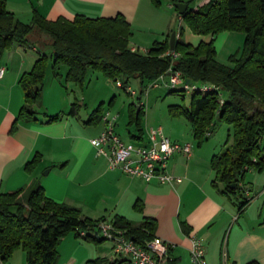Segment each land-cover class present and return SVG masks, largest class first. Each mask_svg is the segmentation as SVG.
I'll use <instances>...</instances> for the list:
<instances>
[{
  "label": "crops",
  "instance_id": "obj_1",
  "mask_svg": "<svg viewBox=\"0 0 264 264\" xmlns=\"http://www.w3.org/2000/svg\"><path fill=\"white\" fill-rule=\"evenodd\" d=\"M180 1L187 2L192 10L208 2ZM7 8L25 23H30L35 13L48 20L121 13L131 24L129 46L139 52L164 40L183 21L173 0H160L159 4L153 0H7ZM47 42L42 43L34 33L29 44H16L1 54L6 73L0 80V192L39 180L47 196L81 207L89 218L123 216L134 224L154 219V234L173 245L176 264H194L190 252L193 236L201 239L208 264H264V169H250L244 175L242 194L224 192V183H213L216 172L212 157L225 146L210 139L211 133L200 144L184 132L171 131L169 135L158 126L171 140L191 144L190 155L175 153L169 164V172L183 181L163 183L109 168L106 158L97 155L91 143L106 123H87L79 111L70 114L74 101L60 108L39 104L36 120L16 121L25 103L20 78L32 69L40 54L51 51ZM55 115L60 119L49 122ZM141 137L148 139L147 134ZM35 157L34 166L27 169ZM244 199L247 201L241 208ZM85 246L72 234L63 237L58 264H96L95 260L101 258L122 260L116 254ZM19 250L5 264H27L25 251Z\"/></svg>",
  "mask_w": 264,
  "mask_h": 264
},
{
  "label": "trees",
  "instance_id": "obj_2",
  "mask_svg": "<svg viewBox=\"0 0 264 264\" xmlns=\"http://www.w3.org/2000/svg\"><path fill=\"white\" fill-rule=\"evenodd\" d=\"M153 1L160 3V0ZM178 1L173 0V3ZM181 16L192 32L211 35L210 40H201L196 45L187 43L182 39L181 28L177 31L174 51L170 47L169 33L146 52H139L129 46L131 24L121 13L97 18L77 14L73 19L59 17L56 20H48L35 13L32 21L25 23L8 10L7 0H0V54L16 44H29L34 33L46 36L51 48V55L40 54L32 69L20 78L25 103L16 121L36 120L34 107L42 99L40 84L43 83L49 57H53L56 75L59 67L65 65V80L81 88L85 87L91 69L102 72L113 81H122L120 86L124 89L128 88V79L137 75L142 79L141 92L147 88L145 83L177 71L187 82L211 88L191 91L189 107L185 104L170 105L171 115L187 118L200 144L211 133L216 117L231 125L232 143L226 142L223 150L212 157V167L216 172L213 183L216 186L219 182L224 183L226 193L242 194L241 183L246 172L264 169V0H208L195 10L188 8ZM226 30L246 34L242 55L237 57L233 54L231 57L234 66L217 59L214 36ZM80 106L81 102L75 100L70 114H77ZM143 114L142 107L130 110V122L137 123L141 132L134 137H141L144 133L140 127ZM103 117L99 106L87 123H98ZM59 119L60 116L55 115L48 121ZM37 159L35 157L29 162L27 169H31ZM233 183L237 185L231 187ZM246 201L244 199L241 203V208ZM104 220L127 228L129 235L138 243L155 235L154 219L134 224L123 216L89 218L81 207L47 196L39 180L0 192V264H5L20 248L26 253L27 264H58L59 244L63 237L73 232L76 237L87 241L108 240L97 235L98 223ZM81 230L88 231L87 235L81 236ZM122 260L101 258L95 263L121 264ZM171 264H176V259Z\"/></svg>",
  "mask_w": 264,
  "mask_h": 264
},
{
  "label": "rangeland",
  "instance_id": "obj_3",
  "mask_svg": "<svg viewBox=\"0 0 264 264\" xmlns=\"http://www.w3.org/2000/svg\"><path fill=\"white\" fill-rule=\"evenodd\" d=\"M181 28L183 29V40L187 43L196 45L201 40L206 41L209 38L208 35L192 32L184 19L179 22L175 31H179ZM37 35L42 43L46 41V36ZM245 38L246 34L241 31L226 30L219 33L215 40L217 59L225 65L234 66L235 62L231 57L233 54H237V57L242 55ZM29 50L36 54L33 50ZM45 53L50 54L51 51H46ZM36 55L39 56L38 53ZM66 71L67 67L61 65L58 69V75H56L53 68V57L47 59V69L43 83L40 84L43 97L39 104L44 103L50 107L60 108L66 102L72 103L78 100L81 102L79 116L84 117L83 120L85 122L88 121L92 112L101 106L103 114L110 112L111 117H116L117 131L127 143L137 144L141 142L138 138L132 136L133 134L139 135L141 133L139 126L135 122H130L131 108L137 110L138 107H142L144 111L140 126L145 131L143 136L148 134V127L162 126L169 135L171 131L184 132L192 139L194 138L193 128L189 120L181 116H172L169 110V106L173 104H185L188 107L191 105L192 92L187 89L182 90V86L175 87L163 80L158 82L157 85H153V82H147L144 84L147 86L146 90L141 92L143 89L142 79L135 75L128 79V88L124 89L119 85V81L112 83L102 72L91 69L87 74L85 87L81 88L80 85L65 80ZM166 80L169 81V78ZM132 91H135L134 95ZM224 94L226 95L227 93L225 92ZM102 121L105 123L104 120ZM95 125L98 124H92L91 126ZM210 130V139L219 141L223 146H225L226 142L232 143L231 125L218 117H216ZM71 234L75 236L74 232ZM77 238L84 242L86 244L85 247L88 249L105 251L115 256L111 240L92 242L81 237ZM22 250L20 248L19 251Z\"/></svg>",
  "mask_w": 264,
  "mask_h": 264
},
{
  "label": "built area",
  "instance_id": "obj_4",
  "mask_svg": "<svg viewBox=\"0 0 264 264\" xmlns=\"http://www.w3.org/2000/svg\"><path fill=\"white\" fill-rule=\"evenodd\" d=\"M6 73V67L2 63L0 54V80ZM169 81L161 80L172 86H182L185 90L196 89L209 90L207 85L197 86L187 82L180 72H170ZM119 81V85H121ZM155 82L153 85H157ZM134 93V92H133ZM103 120L106 126L103 132L91 139L99 156L106 158L109 168L119 169L124 173L141 177L147 180L159 179L163 183L182 182L183 178L169 172V164L175 153L190 155L191 144L173 141L164 133L162 127H151L148 130V139L138 138L141 142L127 143L116 130V117H111L109 112L104 114ZM248 192V191H247ZM88 231L81 230L80 235L86 236ZM97 235L103 236L114 243L115 254L123 260L121 264H171L172 256L170 242L158 235L151 239L138 243L129 235L128 229L117 226L111 220L98 223ZM191 259L194 264H208L205 256V248L200 238L192 237L190 249ZM227 264V263H225Z\"/></svg>",
  "mask_w": 264,
  "mask_h": 264
},
{
  "label": "water",
  "instance_id": "obj_5",
  "mask_svg": "<svg viewBox=\"0 0 264 264\" xmlns=\"http://www.w3.org/2000/svg\"><path fill=\"white\" fill-rule=\"evenodd\" d=\"M175 7L178 9L180 14H184L188 10V3L184 1H178V2H175ZM214 37L216 38L217 36H214ZM176 41H177V31H173L170 37V47H171V50L173 51L176 49ZM37 109H38V106H35V110ZM236 185H237L236 183H233L231 187H235Z\"/></svg>",
  "mask_w": 264,
  "mask_h": 264
}]
</instances>
